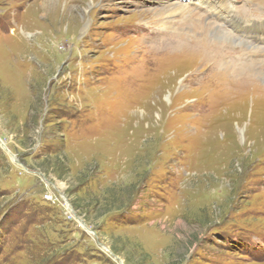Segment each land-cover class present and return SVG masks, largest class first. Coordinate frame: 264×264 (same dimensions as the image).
I'll list each match as a JSON object with an SVG mask.
<instances>
[{
  "label": "rangeland",
  "instance_id": "obj_1",
  "mask_svg": "<svg viewBox=\"0 0 264 264\" xmlns=\"http://www.w3.org/2000/svg\"><path fill=\"white\" fill-rule=\"evenodd\" d=\"M157 2L0 0V264H264L250 56Z\"/></svg>",
  "mask_w": 264,
  "mask_h": 264
},
{
  "label": "bare ground",
  "instance_id": "obj_2",
  "mask_svg": "<svg viewBox=\"0 0 264 264\" xmlns=\"http://www.w3.org/2000/svg\"><path fill=\"white\" fill-rule=\"evenodd\" d=\"M157 1L162 10L156 12L155 17L166 31L169 29L175 33L183 32L184 35L180 37L187 36L189 40L192 39L191 37L196 39L206 37L203 46L207 49L223 50L232 45L235 50L247 52L250 56L249 60L240 63L234 61L228 65L244 67L256 73V81L260 85L254 86V82L249 85L246 83L253 91L248 94L250 99L245 100V104L259 102L262 108L260 116L264 119V81H260L264 80V17L255 18L262 16L260 10H264V0H244L252 15L245 18L241 16V10L236 6L235 0H198L197 3L192 0ZM253 79H249L248 82ZM235 81L238 84L241 83L240 78ZM233 98L235 97L231 96L228 100ZM241 122L244 121L240 120L236 124L240 133H242ZM258 126L261 130L260 137L264 138V120L258 123Z\"/></svg>",
  "mask_w": 264,
  "mask_h": 264
},
{
  "label": "water",
  "instance_id": "obj_3",
  "mask_svg": "<svg viewBox=\"0 0 264 264\" xmlns=\"http://www.w3.org/2000/svg\"><path fill=\"white\" fill-rule=\"evenodd\" d=\"M83 223V222H82ZM84 224V223H83ZM84 226H85V224H84ZM86 227V226H85Z\"/></svg>",
  "mask_w": 264,
  "mask_h": 264
}]
</instances>
